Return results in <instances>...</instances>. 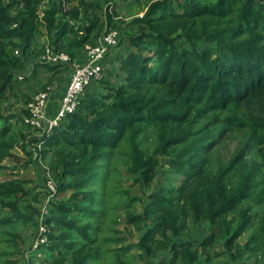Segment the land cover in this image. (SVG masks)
<instances>
[{"label": "trees", "instance_id": "1", "mask_svg": "<svg viewBox=\"0 0 264 264\" xmlns=\"http://www.w3.org/2000/svg\"><path fill=\"white\" fill-rule=\"evenodd\" d=\"M44 1L0 0V98L41 71L48 86L67 73V64L40 61L46 46L33 58L38 37L81 60L102 16L112 25L116 10L115 0ZM113 25L127 30L110 60L114 81H92L58 127L41 133L25 123L27 110L0 112V173L11 170L0 179V264H264V0H153L143 16ZM228 140L238 143L225 156ZM118 158L140 187L154 182L162 159L180 178L146 195L141 213L125 212L143 232L135 243L114 225L115 207L136 199L111 184ZM40 162L57 193L49 243L26 258L17 228L36 231L46 194L17 171Z\"/></svg>", "mask_w": 264, "mask_h": 264}, {"label": "rangeland", "instance_id": "2", "mask_svg": "<svg viewBox=\"0 0 264 264\" xmlns=\"http://www.w3.org/2000/svg\"><path fill=\"white\" fill-rule=\"evenodd\" d=\"M94 1H99V2H103L102 0H94ZM150 1L153 0H139V2H135L133 0L127 1V0H115V14L113 15V23L119 22L121 20L124 21H131L134 18H138L141 17L142 15H144L147 5L149 4ZM112 3H109V5ZM77 5V0H72L71 3L69 4V7H73ZM106 7L108 5H105ZM101 14H99L100 16ZM103 22H104V28L109 27V28H113L114 25L112 23V25H108L107 23V18L104 15V17L102 16ZM102 22V24H103ZM104 28L100 27L98 30L95 31L94 33V38L95 41L97 38H99L104 31ZM117 31L120 32V38L123 36V34L127 31L125 28L123 29H119L117 28ZM69 38L66 39V42H69ZM52 45V43L50 42V39L47 36L44 37H38L34 43V46L32 48L33 51L36 52V54H34L33 58L35 59L38 55L39 52L42 51V49L44 48V46L47 45ZM119 51V47H114L111 48L109 50V53L107 54L106 58H110L109 60L106 59L103 62V66H104V81L106 80H113L115 79L114 75L112 76L110 73V71L112 72H117L114 70L113 67V62L112 64L110 63V60L114 59V56L118 53ZM80 55V54H79ZM83 56V52L81 53V56L77 57L80 58ZM116 57V56H115ZM113 58V59H112ZM105 64V65H104ZM111 64V67H110ZM67 67V66H66ZM65 67V68H66ZM62 69L64 70L63 72H67L64 75H60L57 79H55L54 83L50 84L48 86V80H49V76L50 74L48 72H44L41 71L39 72V75L33 77V78H29L27 80L24 81H17L14 83L12 90H9L6 95L4 97L0 98V112H4V113H17L19 115L23 114L22 110H26L27 105L29 103V101L36 96L39 92L41 91H46L48 90V88H52V96H56L57 93L60 92L61 89L64 88V85L67 84V82H69L68 80V76L71 75L70 74V70L69 68L66 69ZM108 70V74H107V70ZM116 69V68H115ZM106 70V71H105ZM106 76V77H105ZM70 78V77H69ZM106 78V79H105ZM117 79V77H116ZM101 85L100 87H97V92H103L105 91L104 89H102ZM50 88V89H51ZM28 102V103H27ZM17 126V124H16ZM17 131H21V127L17 126ZM43 133V132H41ZM35 135H40L39 132L37 133H33ZM226 147L223 150V154L225 156H230V154L233 152V150L235 149V147L237 146L238 141L237 140H228L226 141ZM18 152V150H17ZM20 156L24 157L23 153L20 152ZM119 159V158H118ZM122 160V159H121ZM121 160H114L113 162L115 164H118V174L119 176L116 175L117 172H112L111 176L113 178V180L111 181V184L114 183V190L116 191H122L125 193H128L130 197L132 198H136L134 200H132L130 203H126V205L118 208V206H116V210L117 213L119 214L120 218L117 220V222L114 223V225L116 226L117 230L119 231V236H125L127 238H129V242L128 243H135L138 241V239L142 236L143 232H139L135 227L131 226V225H127L124 221V216H125V212L127 210H129L130 212H132L133 214H139L143 211L142 208V203L143 201H146V195L154 192L156 189L160 188V187H167L169 185H178L180 182V178L178 175H175L171 172V170L169 169L168 165L166 164V161L164 159H162V164L159 168V174L157 176V178L154 180L153 183H151L150 185H145L144 187H140L139 184H137L135 182V179L129 175H127L126 173V169L128 167V162H122ZM5 165H12L9 161L4 162ZM44 164V165H42ZM44 166H49L48 163L44 162L41 163L39 166L36 165H30L27 169H19L17 171V174L20 178H24L26 180H32L33 183L31 186L36 185L39 186L37 191H40L41 193H44ZM11 170L5 172V174L8 175H4L3 173H0V179H3V177L7 178L11 175ZM97 185H100V182L97 181ZM111 187V186H110ZM46 193V192H45ZM68 197V195L63 196L64 199H66ZM127 196H123L124 201H126ZM110 201V204L113 205L117 203L116 199L113 200L111 198H107ZM260 211V210H259ZM256 223L253 224V226H255ZM209 226L207 223H204L201 227V231H205V233L210 232L208 230ZM17 231H19L22 234V237L24 239V242L21 243V249L22 251H24L28 257L32 254H30L29 252L32 250L33 247V243L35 240V235L37 233V228L35 231V228L29 227V226H22V227H18ZM248 234L243 236L240 240V242L243 244L247 241L248 238ZM225 238L223 236H219L218 237V241L214 246V249L216 251H223L224 247L222 245V242ZM127 243H125L124 245H126ZM118 246L114 245V247L112 248H116ZM132 254L135 255L136 254V250L132 251ZM38 257L41 258H47L50 259V256L48 253H43L42 251H40L39 254H37ZM36 256V255H34ZM154 262L157 264L159 261L158 260H154ZM135 264H141L139 261L135 260L134 261ZM224 263H229V260L227 259V257L221 258L218 261H215L214 264H224ZM33 264H41L38 260H35Z\"/></svg>", "mask_w": 264, "mask_h": 264}, {"label": "built area", "instance_id": "3", "mask_svg": "<svg viewBox=\"0 0 264 264\" xmlns=\"http://www.w3.org/2000/svg\"><path fill=\"white\" fill-rule=\"evenodd\" d=\"M47 1L41 4V8ZM64 11L68 6L63 2ZM41 17L44 16L40 12ZM143 16V15H142ZM119 43V32L116 29L106 27L103 34L95 41L94 44L88 43L83 50V58L81 60H72L66 52H56L51 45L44 48L40 56V61L46 64L57 65L67 64L70 68L71 75L66 89L61 97L59 108L55 113H51V97L52 88L39 92L28 103L26 110L28 116L25 117V123L33 129L42 132H51L58 127L66 116L76 112L81 103V98L94 80L100 81L104 77L103 62L111 48L117 47ZM19 51H16L18 54ZM24 74L19 75V79L23 80ZM41 148V147H39ZM46 169V197L40 204V215L37 218V233L33 243V249H37L41 245L49 243L50 228L47 225L50 208L49 203L53 200L57 193V184L51 176L48 167ZM28 258V255H26Z\"/></svg>", "mask_w": 264, "mask_h": 264}, {"label": "crops", "instance_id": "4", "mask_svg": "<svg viewBox=\"0 0 264 264\" xmlns=\"http://www.w3.org/2000/svg\"><path fill=\"white\" fill-rule=\"evenodd\" d=\"M67 84L64 85V88L61 89L60 92L57 93L56 96H52L51 97V99H52V101L50 103L51 104V106H50L51 107V110H50L51 113H55V111L57 110V108H59L60 100H61V97H62V95H63V93H64V91L66 89Z\"/></svg>", "mask_w": 264, "mask_h": 264}]
</instances>
